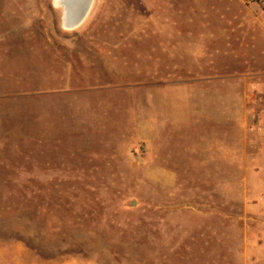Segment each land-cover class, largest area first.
<instances>
[{"label": "rangeland", "instance_id": "1", "mask_svg": "<svg viewBox=\"0 0 264 264\" xmlns=\"http://www.w3.org/2000/svg\"><path fill=\"white\" fill-rule=\"evenodd\" d=\"M61 14L0 0V264H264L257 0Z\"/></svg>", "mask_w": 264, "mask_h": 264}, {"label": "water", "instance_id": "2", "mask_svg": "<svg viewBox=\"0 0 264 264\" xmlns=\"http://www.w3.org/2000/svg\"><path fill=\"white\" fill-rule=\"evenodd\" d=\"M94 3L95 0H53V6L62 11L61 24L66 31L80 28L89 17ZM134 204L131 202V205Z\"/></svg>", "mask_w": 264, "mask_h": 264}, {"label": "crops", "instance_id": "3", "mask_svg": "<svg viewBox=\"0 0 264 264\" xmlns=\"http://www.w3.org/2000/svg\"><path fill=\"white\" fill-rule=\"evenodd\" d=\"M261 27V26H260ZM261 29H262V32L264 33V29L261 27ZM147 126H143V131L144 132H146L147 131V128H146ZM155 131H156V125L155 124H152L151 125V137H152V142L154 143L155 141H156V139H155V137H156V134H155ZM158 180L159 181H163V177L162 176H160V177H158Z\"/></svg>", "mask_w": 264, "mask_h": 264}, {"label": "built area", "instance_id": "4", "mask_svg": "<svg viewBox=\"0 0 264 264\" xmlns=\"http://www.w3.org/2000/svg\"><path fill=\"white\" fill-rule=\"evenodd\" d=\"M260 9V26L264 29V0H257Z\"/></svg>", "mask_w": 264, "mask_h": 264}, {"label": "bare ground", "instance_id": "5", "mask_svg": "<svg viewBox=\"0 0 264 264\" xmlns=\"http://www.w3.org/2000/svg\"><path fill=\"white\" fill-rule=\"evenodd\" d=\"M55 1H56V2H59L60 0H54V2H55ZM53 7H54V6H53Z\"/></svg>", "mask_w": 264, "mask_h": 264}]
</instances>
